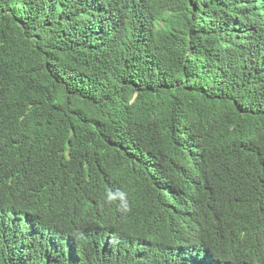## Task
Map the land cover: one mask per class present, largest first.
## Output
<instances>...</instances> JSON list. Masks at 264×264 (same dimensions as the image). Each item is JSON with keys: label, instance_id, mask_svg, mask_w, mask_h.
Here are the masks:
<instances>
[{"label": "trees", "instance_id": "16d2710c", "mask_svg": "<svg viewBox=\"0 0 264 264\" xmlns=\"http://www.w3.org/2000/svg\"><path fill=\"white\" fill-rule=\"evenodd\" d=\"M0 264H264V0H0Z\"/></svg>", "mask_w": 264, "mask_h": 264}, {"label": "clouds", "instance_id": "9594fccd", "mask_svg": "<svg viewBox=\"0 0 264 264\" xmlns=\"http://www.w3.org/2000/svg\"><path fill=\"white\" fill-rule=\"evenodd\" d=\"M117 199L123 201V197L118 192L117 193L110 192L108 194V202L109 203L115 202Z\"/></svg>", "mask_w": 264, "mask_h": 264}]
</instances>
